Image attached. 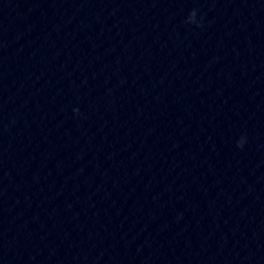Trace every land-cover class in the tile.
Wrapping results in <instances>:
<instances>
[{
    "label": "water",
    "instance_id": "obj_1",
    "mask_svg": "<svg viewBox=\"0 0 264 264\" xmlns=\"http://www.w3.org/2000/svg\"><path fill=\"white\" fill-rule=\"evenodd\" d=\"M0 264H264V0H0Z\"/></svg>",
    "mask_w": 264,
    "mask_h": 264
},
{
    "label": "clouds",
    "instance_id": "obj_2",
    "mask_svg": "<svg viewBox=\"0 0 264 264\" xmlns=\"http://www.w3.org/2000/svg\"><path fill=\"white\" fill-rule=\"evenodd\" d=\"M243 141H241V145H242Z\"/></svg>",
    "mask_w": 264,
    "mask_h": 264
}]
</instances>
